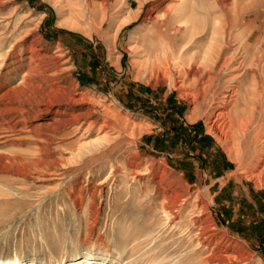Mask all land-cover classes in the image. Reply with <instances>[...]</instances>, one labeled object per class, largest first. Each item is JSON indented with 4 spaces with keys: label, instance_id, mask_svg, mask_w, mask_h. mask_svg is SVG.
<instances>
[{
    "label": "rangeland",
    "instance_id": "1",
    "mask_svg": "<svg viewBox=\"0 0 264 264\" xmlns=\"http://www.w3.org/2000/svg\"><path fill=\"white\" fill-rule=\"evenodd\" d=\"M263 97L264 0H0V264H264Z\"/></svg>",
    "mask_w": 264,
    "mask_h": 264
},
{
    "label": "bare ground",
    "instance_id": "2",
    "mask_svg": "<svg viewBox=\"0 0 264 264\" xmlns=\"http://www.w3.org/2000/svg\"><path fill=\"white\" fill-rule=\"evenodd\" d=\"M175 12V19L177 18H182L184 19V17H186V9L184 7L182 8H179L177 9L176 11H173ZM237 17H234V20L232 21V23L230 25H232V27H235L236 26V23H237ZM180 21V20H178ZM231 22V21H230ZM189 25V26H188ZM242 25V24H241ZM199 26V24L197 23L196 20L192 19V18H186L185 19V26H183L184 28H175L176 32H188L190 33L195 31V29H197ZM227 26V25H226ZM225 27V26H224ZM212 29V28H211ZM174 30V28H173ZM167 31L168 28L166 27L165 28V33L164 35L167 37V42H166V49L168 51V54L170 55H174V51L172 50V47L170 46L171 45V38L170 36L168 37L167 35ZM160 32V31H159ZM158 33V31H157ZM212 38L210 39L209 43H208V46L207 48L204 50L203 53H201L200 55L196 56V55H193L190 57V59L186 62L184 61V65L186 64L188 66L189 69H194L195 70V75L193 77H195L196 75L198 76H201L203 75L205 72H212V70H214V66H215V63H217V61L219 60L221 54H222V50H223V43L225 41V32L222 30V28L220 29H215L213 27L212 31ZM230 36H232L231 34H229ZM228 35V36H229ZM159 39H161L162 41H164V37H163V34H159ZM174 37V36H173ZM158 39V40H159ZM160 41V40H159ZM158 41V42H159ZM224 43V44H225ZM245 49V47H244ZM246 56V55H245ZM185 57V56H184ZM255 57V56H254ZM200 59V60H199ZM211 62V64H209ZM226 64V63H225ZM198 65V66H196ZM196 68V69H195ZM221 71V70H220ZM187 76V75H186ZM193 81V80H192ZM210 82V81H209ZM263 102H264V97H263ZM247 115V114H246ZM87 117V116H86ZM231 119V118H230ZM236 125V124H235ZM76 126V125H75ZM219 126V125H218ZM15 128V127H14ZM76 130V129H75ZM249 135V134H248ZM255 144H260V149L258 151V153L254 156L256 157V165L257 167H261L260 171L258 173H252V176L253 177H258V178H261L262 176H264V132L262 133H258L257 135L255 134ZM252 139V138H251ZM235 155V154H234ZM238 155V154H236ZM239 156V155H238ZM236 158V157H235ZM36 164V163H35ZM246 174V173H245ZM257 178V179H258ZM238 179V178H237ZM259 180V179H258ZM184 198V197H183ZM161 206V205H160ZM172 203L168 200V199H165V201L162 202V206H161V209L166 213V215L169 217V219H173L175 216L173 215V212H172ZM174 210V209H173ZM176 210V209H175ZM179 210L177 209L176 212H178ZM201 211V210H200ZM192 224V223H191ZM202 230V229H201ZM201 232H198V236H200ZM202 234V233H201ZM190 235V234H189ZM196 236V234H195ZM197 237V236H196ZM211 237V235L209 236ZM207 238V237H206ZM209 238L206 239V241H208ZM226 259H231L232 256L230 255H225L224 256ZM153 259V258H152ZM99 264H108V262L106 263V261L104 260H99L98 261ZM11 264H14V263H11ZM205 264H216L214 262V258L212 256H210L209 258H206L205 260Z\"/></svg>",
    "mask_w": 264,
    "mask_h": 264
}]
</instances>
